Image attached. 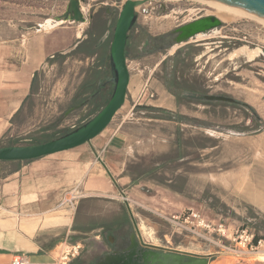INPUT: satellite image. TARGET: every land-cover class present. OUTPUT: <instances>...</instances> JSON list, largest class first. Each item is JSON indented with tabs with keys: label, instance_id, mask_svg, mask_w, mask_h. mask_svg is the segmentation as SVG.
Returning <instances> with one entry per match:
<instances>
[{
	"label": "rangeland",
	"instance_id": "obj_1",
	"mask_svg": "<svg viewBox=\"0 0 264 264\" xmlns=\"http://www.w3.org/2000/svg\"><path fill=\"white\" fill-rule=\"evenodd\" d=\"M66 1L0 0V98L28 54H48L20 114L12 124L11 117L1 119L0 147L54 139L93 117L110 97L109 85L94 104L81 105L88 98L81 93L85 76L108 79L109 65L106 59L97 75L87 61L60 55L85 28L57 20ZM209 10L194 0H154L136 8L126 64L140 90L136 103L128 95L103 131L128 133L134 151L130 170L145 174L114 200L80 201L84 194L77 195L78 223H95L97 212L111 222L124 210L125 227L147 247L209 256L208 264H264V27L249 19L221 21L200 39L175 47L171 34L211 16ZM53 55L55 60L47 61ZM169 95L175 106L168 105ZM168 114L170 120L160 119ZM254 233L261 238L259 247L252 243ZM96 234L84 242L87 249L97 243Z\"/></svg>",
	"mask_w": 264,
	"mask_h": 264
},
{
	"label": "crops",
	"instance_id": "obj_2",
	"mask_svg": "<svg viewBox=\"0 0 264 264\" xmlns=\"http://www.w3.org/2000/svg\"><path fill=\"white\" fill-rule=\"evenodd\" d=\"M47 55L28 54L29 61L22 62L14 72V79L13 76L10 78L14 84L6 96L0 98V121L3 118L9 120L21 107L29 95L32 77ZM128 72L125 100L130 95L135 104L140 86L138 82L136 85L131 83L129 69ZM166 101L169 106L176 105L170 95ZM133 153L128 133L116 129L102 131L79 147L47 158L26 162L0 161V264H11L17 255L22 256L27 264H56L65 243L83 244L91 238L90 234L95 233L93 219L87 225L78 223L81 211L77 200H114L124 193L132 180L124 172ZM60 191L63 196L72 195L74 191L84 195L74 200L70 207L67 204L61 206L63 196L59 199ZM102 213L95 214V223H100ZM85 215L90 217L92 214L86 211ZM121 216L127 217L124 210L115 218ZM100 227L98 224L95 231ZM93 239L99 242L97 236Z\"/></svg>",
	"mask_w": 264,
	"mask_h": 264
},
{
	"label": "water",
	"instance_id": "obj_3",
	"mask_svg": "<svg viewBox=\"0 0 264 264\" xmlns=\"http://www.w3.org/2000/svg\"><path fill=\"white\" fill-rule=\"evenodd\" d=\"M154 0H126L119 12L114 27L113 38L109 51V73L106 82L111 84L112 92L104 107L91 119L70 131L69 133L51 141L30 146L0 147V161L26 162L50 156L56 153L79 147L98 136L110 123L111 119L123 105L129 72L126 65L125 46L127 36L136 22V8ZM264 20V0H212ZM57 20L81 22L83 20L78 1L68 0L64 14ZM221 25V21L213 16H205L187 23L176 30L173 39L176 46L190 42L199 34H204ZM74 46L60 55H67ZM206 98V95H200ZM133 253L127 255L131 259ZM142 264H208L209 256H194L177 252L148 250L141 254ZM114 260V261H113ZM120 258L105 257L99 264H118Z\"/></svg>",
	"mask_w": 264,
	"mask_h": 264
},
{
	"label": "flooded vegetation",
	"instance_id": "obj_4",
	"mask_svg": "<svg viewBox=\"0 0 264 264\" xmlns=\"http://www.w3.org/2000/svg\"><path fill=\"white\" fill-rule=\"evenodd\" d=\"M76 1H78L79 10L83 18L81 22L77 23L84 25L85 28L80 37L74 42V49L68 53L67 57H74L75 60L79 62L87 61L94 69L95 74L98 75L100 73L99 71L104 67L106 59L109 65V51L113 38V31L123 3L120 2V0H91V3H88V0ZM66 2L68 4V0ZM161 8H163V6H161ZM134 26L135 24L127 36L125 46L126 59L130 49L131 33L133 32ZM176 30L171 34L174 37L177 35ZM202 36L203 34H199L193 39H200ZM174 37H171L172 42ZM159 47L160 50L163 49V45H159ZM175 47H172V50ZM239 52H245V54L246 52H252L254 55L257 54L255 50L241 49ZM91 76L92 75L89 73L88 77L85 76V79L88 80V78H92ZM109 85L111 86V84L106 82V78L99 79L92 93L88 94V98L83 101L81 105L89 107L94 104L102 97L105 88ZM126 223V218L122 216L113 219L111 222L110 219L102 216L100 223L93 224L94 232L97 233L94 237L97 236L99 242L93 244L91 249H87L85 243L88 239L85 240V243H83L85 247L82 248L81 254L87 251L88 261L91 260L94 264H99L108 256L120 258L118 264H142L141 254L143 252L148 250L160 251L140 244L131 233V230L125 227ZM98 224H101V227L99 231H95ZM131 253H133L131 259H127V255Z\"/></svg>",
	"mask_w": 264,
	"mask_h": 264
},
{
	"label": "trees",
	"instance_id": "obj_5",
	"mask_svg": "<svg viewBox=\"0 0 264 264\" xmlns=\"http://www.w3.org/2000/svg\"><path fill=\"white\" fill-rule=\"evenodd\" d=\"M56 56H51V57H49L48 59H47V61H52V60H54V58H55ZM184 63V62H183ZM175 70V69H174ZM176 72L175 71H173V74H175ZM180 75H183V72H180L179 73ZM36 75H37V73H35L34 74V76H33V78H32V84H31V87H30V94L29 95H27L26 97H25V99L23 100V102H22V105H21V107L13 114V116L11 117V119H10V123L12 124L13 123V121H14V119L20 114V112H21V110H22V108H23V106H24V104H25V102L30 98V96L33 94L32 92H33V86H34V81H35V77H36ZM193 80H195V85H197L196 83L198 82L197 81V79H194L193 78ZM98 79H97V77L96 78H94V79H89L88 78V80L87 79H85L84 81H83V83H82V88L83 89H85V90H83L81 93H83L84 94V92L86 93V94H90V93H92V91L91 92H89L93 87L95 88V86L97 85V83H98ZM94 90V89H93ZM88 91V92H87ZM186 91H188V92H192V93H196V94H202V95H206L207 94V92H204V91H201V90H199V89H197V88H189V89H186ZM109 100V99H108ZM206 104H208V105H213L212 103H206ZM103 107H101L100 108V110L102 109ZM139 109H144V110H150V111H158V110H155L154 108H152V107H149V106H135V110H139ZM99 110V111H100ZM167 113V112H166ZM96 115V114H95ZM94 115V116H95ZM169 115V114H168ZM92 118V117H91ZM90 118V119H91ZM154 118H158V116H156V117H154ZM160 119H163V120H170L171 119V117H170V115L168 116V117H165V118H163V117H160ZM89 119H87L86 121H88ZM85 121V122H86ZM195 121V120H194ZM84 122V123H85ZM83 123H81V124H79L77 127H79L80 125H82ZM77 127H75V128H77ZM74 128V129H75ZM73 129V130H74ZM72 131V130H71ZM70 131H67V132H65V133H62L61 135H59V136H57L56 138H54V139H57V138H59V137H61V136H63V135H65V134H67V133H69ZM51 140H53V139H49V140H46V141H43V142H41V143H45V142H48V141H51ZM41 143H37V144H41ZM6 147H9V146H6ZM124 174H127V175H129L130 177H131V179H132V181H135L136 179H138V178H140V177H142V175H144L145 174V172H143V170H141V169H137V171H135L134 173H132L131 172V170H130V165H128V167L126 168V171L124 172ZM259 239H261L259 236H257V234L256 233H254L253 234V237H252V243L255 245L258 241H259ZM84 254H81V255H79L77 258H75L74 260H72L69 264H94L91 260H89L88 261V259L86 258V259H84L85 258V256L86 257H88V254H87V251H85V252H83Z\"/></svg>",
	"mask_w": 264,
	"mask_h": 264
},
{
	"label": "bare ground",
	"instance_id": "obj_6",
	"mask_svg": "<svg viewBox=\"0 0 264 264\" xmlns=\"http://www.w3.org/2000/svg\"><path fill=\"white\" fill-rule=\"evenodd\" d=\"M166 1H173V0H166ZM197 1L199 3H201V5H205L207 6V8H209L210 10L208 11V13L212 14L213 17L215 16V18H217L218 20L224 22V23H232L236 20L239 21V19H249L253 20L255 22H257L258 24L262 25L264 27V20L259 19L255 16H252L248 13H245L243 11H240L236 8H233L231 6L216 2V1H212V0H194ZM206 12V11H205ZM61 22H63L61 20ZM55 24H58V22L56 21ZM52 25H49V27ZM246 54H248L250 57L255 56L252 52H246ZM78 194L76 195H72V197H77ZM260 260L262 262H264V254L260 255ZM26 264V263H24Z\"/></svg>",
	"mask_w": 264,
	"mask_h": 264
},
{
	"label": "built area",
	"instance_id": "obj_7",
	"mask_svg": "<svg viewBox=\"0 0 264 264\" xmlns=\"http://www.w3.org/2000/svg\"><path fill=\"white\" fill-rule=\"evenodd\" d=\"M74 193H75V191H74ZM72 195H70V198H68V199L64 197L62 202L60 203V205L62 206V205H66V204H71L72 201L74 200V198H76V196L72 197ZM74 195H76V194H74ZM192 217H195V215H192ZM260 245H261L260 242H258V247ZM256 248L257 247H255V249ZM81 250H82V246L80 243H76V244L65 243L63 251L60 253L56 264H67L72 259L78 257L80 255ZM24 263H26L25 259L19 255L13 257L12 262H11V264H24Z\"/></svg>",
	"mask_w": 264,
	"mask_h": 264
}]
</instances>
